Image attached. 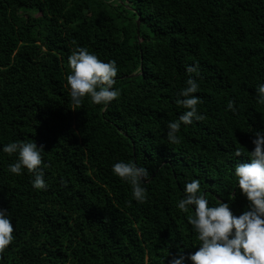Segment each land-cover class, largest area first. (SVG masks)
<instances>
[{
    "label": "trees",
    "instance_id": "obj_1",
    "mask_svg": "<svg viewBox=\"0 0 264 264\" xmlns=\"http://www.w3.org/2000/svg\"><path fill=\"white\" fill-rule=\"evenodd\" d=\"M77 46L116 61L119 96L107 106L71 103ZM190 75L204 119L182 124L173 145L166 125L186 111L175 99ZM261 82L264 0H0V146L31 139L48 165L37 190L0 152V208L14 227L0 264H169L194 252L191 212L176 203L199 179L210 204L246 210L232 171L264 132ZM118 161L150 173L144 203L112 173Z\"/></svg>",
    "mask_w": 264,
    "mask_h": 264
},
{
    "label": "clouds",
    "instance_id": "obj_2",
    "mask_svg": "<svg viewBox=\"0 0 264 264\" xmlns=\"http://www.w3.org/2000/svg\"><path fill=\"white\" fill-rule=\"evenodd\" d=\"M68 66L71 74L67 76V85L71 103L76 107L85 97L90 98L94 105L107 106L119 96V91L113 87L118 72L115 60L105 62L85 47L77 46L68 56ZM186 72L198 76L199 65L193 63L186 66ZM198 91L199 84L190 75L175 99V103L186 111L179 115L178 122L170 121L166 125L170 144L181 143L177 134L182 124L190 125L194 120L204 119L197 109L201 100L194 94ZM254 98L258 105H264V82L257 84ZM227 110L236 112L233 101L227 103ZM251 142L254 149L248 152L249 159L239 161L232 171L235 187L247 201L246 210L238 216L234 215L230 204L218 198L212 205L199 179L186 182L182 190L184 195L176 203V208L181 213L191 212L187 215V223L195 234L198 246L187 256L178 252L169 264H186V261L191 264H264V132H255ZM0 152L16 157L7 166L9 173L19 176L26 169L33 177L31 184L34 189L47 188L44 169L48 165L42 159L43 145L38 147L31 139L16 140L0 146ZM242 154L240 148L235 149V157ZM111 171L130 186L133 200L140 204L146 201L147 189L144 185L151 178L145 167L134 162L118 161L112 165ZM232 199L234 196L229 200ZM13 232L10 212L0 208V257L12 243Z\"/></svg>",
    "mask_w": 264,
    "mask_h": 264
},
{
    "label": "water",
    "instance_id": "obj_3",
    "mask_svg": "<svg viewBox=\"0 0 264 264\" xmlns=\"http://www.w3.org/2000/svg\"><path fill=\"white\" fill-rule=\"evenodd\" d=\"M139 23H140L139 20H137L136 21V28H137L136 29V33H137V36L139 35V30H138L139 29Z\"/></svg>",
    "mask_w": 264,
    "mask_h": 264
}]
</instances>
